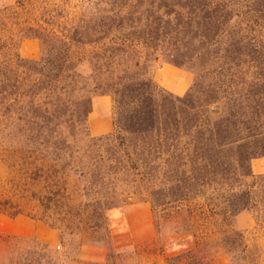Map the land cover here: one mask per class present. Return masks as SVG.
I'll list each match as a JSON object with an SVG mask.
<instances>
[{"label":"trees","instance_id":"obj_1","mask_svg":"<svg viewBox=\"0 0 264 264\" xmlns=\"http://www.w3.org/2000/svg\"><path fill=\"white\" fill-rule=\"evenodd\" d=\"M130 1H88L89 31H55L45 16V26L27 25V30H40L33 31L43 46L40 60L20 55L17 42L5 31L10 8H1L0 127L13 132L25 126L27 139L36 142L72 96L91 102L93 93L110 95L117 114L114 130L96 140L111 142L126 169L141 179L149 176V161L153 174L161 177V199L152 200L157 233L158 218L163 217L174 226L172 241L198 240L197 227L218 220L219 241L226 251L235 246L245 250V234L235 229L233 219L247 212L255 228H264V174H254L251 168L252 160L264 156V42L259 38L264 0H149V28L154 30L167 25L175 31H235L219 50L229 63L218 62L206 71L210 82L201 101L187 106L197 111L195 116L185 120L181 108L191 92L170 96L162 128L139 97V91L151 95L152 78L135 49L139 43L151 44V36L117 31ZM46 2L16 3L21 10L42 4L47 16ZM220 38L214 42L222 43ZM85 66L87 74L79 70ZM115 202L105 209L119 207ZM176 258L184 264H207L215 256L195 259L188 249Z\"/></svg>","mask_w":264,"mask_h":264},{"label":"rangeland","instance_id":"obj_2","mask_svg":"<svg viewBox=\"0 0 264 264\" xmlns=\"http://www.w3.org/2000/svg\"><path fill=\"white\" fill-rule=\"evenodd\" d=\"M17 1L0 0V9L10 8L5 31L12 34L23 58L40 60L43 46L33 36V31L40 30H27V25L45 26V16L52 19L55 31H89L86 3L96 0H39L47 1V16L43 15L42 4L21 10ZM12 11H17L13 17ZM122 14L117 31L151 36V44L139 43L135 49L139 51L135 55L146 61L145 71L152 78L151 95L139 91L140 105L154 111L157 125L162 128L170 96L184 97L191 92L192 97L181 103L183 117L189 121L197 111L187 106L201 101L210 82L206 71L218 62L229 63L227 57H220L219 50L235 31H175L167 25L154 30L149 28V0H131ZM217 35L222 43L214 42ZM259 38L264 42V31ZM164 64L191 74L184 94L170 92L157 78ZM79 70L89 73L87 66ZM138 72L142 71H135L133 76L137 77ZM101 96L111 101L114 130L117 114L113 99L100 92L93 93L91 102L72 96L66 106L57 109L36 142L27 139L25 126L13 132L0 127V264H175L176 257L188 249H192L195 259L215 256L216 264H264V228H255L247 212L233 219L235 229L245 234V250L235 246L226 251L219 241L222 227L218 220L198 226V240L176 237L172 241L174 226L163 217L158 218L157 233L152 200L161 197L157 184V177H161L153 174L150 161L148 177L141 179L129 172L111 142L98 141L99 136L89 133L93 100ZM112 201L120 206L105 209ZM144 203L153 213L155 237L151 243L132 244L124 220L119 218L115 224L113 214Z\"/></svg>","mask_w":264,"mask_h":264},{"label":"crops","instance_id":"obj_3","mask_svg":"<svg viewBox=\"0 0 264 264\" xmlns=\"http://www.w3.org/2000/svg\"><path fill=\"white\" fill-rule=\"evenodd\" d=\"M157 78L170 92L177 95L185 93L191 83V74L169 64H164L157 71ZM88 130L91 136L108 134L113 130L112 105L108 96L97 97L93 100L92 110L88 116ZM253 172L264 174V156L252 160ZM122 218L125 232L132 244L151 243L155 237L153 213L148 205H131L123 211H115L113 221L116 224ZM135 233L138 235L136 236ZM220 260V259H219ZM224 262L226 259H221ZM213 259L207 264H216ZM175 264H183L177 262Z\"/></svg>","mask_w":264,"mask_h":264}]
</instances>
